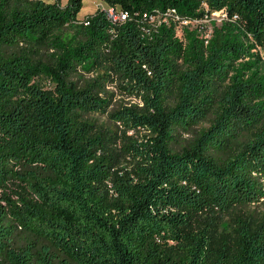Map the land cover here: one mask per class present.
Here are the masks:
<instances>
[{"label":"trees","instance_id":"obj_1","mask_svg":"<svg viewBox=\"0 0 264 264\" xmlns=\"http://www.w3.org/2000/svg\"><path fill=\"white\" fill-rule=\"evenodd\" d=\"M105 2L125 18L99 9L66 41L81 0H0V264H264L241 209L264 198V0ZM206 7L229 18L210 37L146 22ZM104 61L144 104L110 115L146 141L85 118L110 100L74 76Z\"/></svg>","mask_w":264,"mask_h":264},{"label":"rangeland","instance_id":"obj_2","mask_svg":"<svg viewBox=\"0 0 264 264\" xmlns=\"http://www.w3.org/2000/svg\"><path fill=\"white\" fill-rule=\"evenodd\" d=\"M35 1V0H33ZM47 3H56L61 8H65L69 0H43ZM82 9L79 12L77 18V23L73 25H66L65 27L57 31L58 34L63 36L64 40H70L75 33L77 32L78 26L83 23L87 17L93 15L99 9L107 10L110 9V6L105 2V0H81ZM206 15L198 20H193L191 23H183L178 20H174L172 17L164 18V16L157 14L153 15L147 20V23L156 27L166 20L172 22L176 26V32L179 37H183L184 28L188 27L189 29H197L200 32V35L210 37L213 32L214 25H221L224 21L228 20V15L226 10H209L206 7ZM116 17L118 19H124L122 12L119 8L114 10ZM120 15V17H119ZM260 56L262 58L261 70L264 72V48L258 49ZM75 81H78L80 85L86 83H92L94 80L103 81L98 87L101 89L100 94L102 97H107L110 100L109 108L110 110L106 113H89L85 115V118L89 119L96 126L108 129L112 132L114 136H122L123 133H126L129 136L137 139L138 141H146L147 136L152 134L144 129L132 130L127 129L120 121H118L114 116L110 115V111L114 109H120L124 107H142L144 104L141 97L129 94L127 88L121 86V80L118 78V74L111 70L110 61H104L98 64H89L87 69H81L79 74L74 76ZM35 82L39 83L45 89L54 90L56 84L54 80L47 77H37L34 79ZM212 117L208 120L200 123L197 126V129L207 128L211 124ZM190 134H183V138L189 137ZM247 135V134H246ZM133 161L131 159L123 160L120 166V172L130 171L132 169ZM243 212L253 215L258 221L264 220V198L257 203H252L245 207L241 208ZM226 226L231 227V221L229 218L226 220Z\"/></svg>","mask_w":264,"mask_h":264},{"label":"built area","instance_id":"obj_3","mask_svg":"<svg viewBox=\"0 0 264 264\" xmlns=\"http://www.w3.org/2000/svg\"><path fill=\"white\" fill-rule=\"evenodd\" d=\"M115 9H116V8L110 7V9H107V11H108V14H109V16H110L111 18L117 20L118 18L116 17V13L114 12ZM224 10H225V9H224ZM160 15L164 16V18L172 17L174 20L176 19V20H178V21H180V22H183V23H185V24H187V23H191L193 20H194V21H195V20H198V19H190V20H187V19H183V18H181V17L178 16V15L173 16V15H171L170 13H167V15H163V14H160ZM122 16H124L123 18H125V15H124L123 13H122ZM119 17H120V15H119ZM165 22L169 23L170 21L166 20Z\"/></svg>","mask_w":264,"mask_h":264}]
</instances>
